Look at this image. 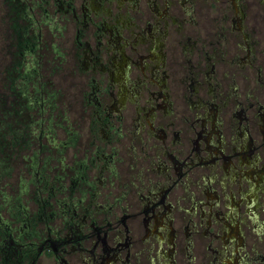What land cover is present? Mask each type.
<instances>
[{"label": "flooded vegetation", "instance_id": "1", "mask_svg": "<svg viewBox=\"0 0 264 264\" xmlns=\"http://www.w3.org/2000/svg\"><path fill=\"white\" fill-rule=\"evenodd\" d=\"M39 2L80 129L0 217V264H264V0Z\"/></svg>", "mask_w": 264, "mask_h": 264}, {"label": "rangeland", "instance_id": "2", "mask_svg": "<svg viewBox=\"0 0 264 264\" xmlns=\"http://www.w3.org/2000/svg\"><path fill=\"white\" fill-rule=\"evenodd\" d=\"M39 1L0 0L2 219H13L5 212L9 205L14 208L22 204L29 212L34 210L36 193L33 178L49 175L50 181L60 170L54 158L71 150L66 148L65 153L60 154L52 147V140H65L80 129V110L73 98L72 83L77 79L74 74L77 68L71 57L68 30L61 32L49 21L41 20L43 8H50V5ZM29 5L33 7L31 13L37 18L38 25L27 24L22 16ZM25 33L30 40H26ZM27 41L33 46L25 44ZM66 161L69 162L68 159ZM45 189L40 195L47 193ZM61 195L62 191H57L54 197Z\"/></svg>", "mask_w": 264, "mask_h": 264}]
</instances>
